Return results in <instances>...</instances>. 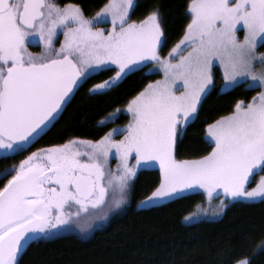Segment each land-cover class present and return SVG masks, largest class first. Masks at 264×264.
Returning a JSON list of instances; mask_svg holds the SVG:
<instances>
[{
	"label": "snow or ice",
	"instance_id": "1",
	"mask_svg": "<svg viewBox=\"0 0 264 264\" xmlns=\"http://www.w3.org/2000/svg\"><path fill=\"white\" fill-rule=\"evenodd\" d=\"M132 6L133 0H109L86 18L74 4L61 8L48 0H0V149L22 150L40 135L73 88L98 66L111 63L116 71L90 91L109 87L141 61H154L164 71L163 79L149 82L128 101L126 127L98 140L73 137L20 161L0 188V264H17L28 234L45 233L103 208L110 191L112 205L118 206L142 161L159 163L160 181L141 203L194 187L210 197L221 190L222 200H264V177L247 187L251 176L264 170V69L253 70L257 60L264 65V53L256 54L258 39L264 41V0H189L191 19L168 57L158 55L163 35L158 9L129 22ZM109 18L110 28L93 27ZM57 29L65 38L54 49ZM33 32L45 43L42 54L27 49ZM183 48L186 55L175 61L172 54ZM217 61L226 86L250 77L254 86L259 80L262 91L246 104L237 101L231 113L206 126L211 151L178 159L177 142L214 82L211 69ZM120 132L123 136L114 139ZM113 149L119 164L115 171L106 170Z\"/></svg>",
	"mask_w": 264,
	"mask_h": 264
},
{
	"label": "trees",
	"instance_id": "2",
	"mask_svg": "<svg viewBox=\"0 0 264 264\" xmlns=\"http://www.w3.org/2000/svg\"><path fill=\"white\" fill-rule=\"evenodd\" d=\"M71 1L90 11L103 0ZM188 3L189 0H133L131 13L137 19L158 9L163 48L167 50L183 36L190 21ZM158 76H144L134 67L108 93L89 96L86 89H80L66 111L29 150L15 149L0 155V188L15 174L20 161L37 149L62 144L73 137L98 140L105 128L97 124L112 116L107 113L126 107ZM220 83L216 75L195 117L185 126L175 149L178 159L211 151L212 145L204 137L206 126L231 113L237 101L246 104L257 92L243 85L220 92ZM259 176H264V170L255 174L253 182ZM158 184L156 169L136 171L128 181L122 203L113 210L106 207L107 203L88 220H72L65 228L73 232L31 239L17 257V264H235L245 258L250 264H264V200L232 201L218 219L184 223V217L203 203L201 193L185 194L145 209L135 207Z\"/></svg>",
	"mask_w": 264,
	"mask_h": 264
},
{
	"label": "rangeland",
	"instance_id": "3",
	"mask_svg": "<svg viewBox=\"0 0 264 264\" xmlns=\"http://www.w3.org/2000/svg\"><path fill=\"white\" fill-rule=\"evenodd\" d=\"M232 2H235V0H232ZM188 14H189V17L191 19V15H190L189 11H188ZM131 17H132L131 21L132 20H135L133 18V15ZM141 19H143V18H140V20ZM138 21H139V19H137V22ZM237 35L241 39H243L244 32H243L242 26H238ZM183 36H184V34H183ZM182 37L179 39L178 42H176L174 44V46L177 45L180 42V40L182 39ZM263 43H264V41H261V40L258 39L257 46H256V54H257V56H259L260 53H264ZM173 47H171V48H169L167 50H164L163 43H162V39H161V43L158 45V55L160 57H168L169 56V53L171 52V50L173 49ZM187 51H188L187 48H183V50L178 49L176 53H173L172 54L173 57H174V60L175 61H178L181 56L186 55ZM145 64H151L152 65V69H153L152 71L156 72L159 75L154 81L163 79V77H164V71L154 61H151V60L141 61L135 67H138L140 65H145ZM262 69H264V65H262L259 62V60L255 61L254 62V69L253 70L256 71L257 73H259ZM211 71H212V75H213L214 79H215V76L216 75H219V77L221 78V83L219 85V91L220 92L227 91V90H229V89H231V88H233V87H235L237 85H243L246 88H254L255 90H257L256 94L258 92H261L262 91L261 87L259 86V80H257L255 82V86H254L252 83H250V80H251L250 77H241V78H238L237 82H235L231 86H226L225 81L223 79V76H224L223 69L220 67V64H219L218 61L213 65ZM154 81H152V82H154ZM213 85H214V82H213L212 86L209 88V90L213 87ZM176 90H177V92H179V91H182L183 89L182 88H178ZM204 96H205V94L201 97V100H202V98ZM201 100H200V102H201ZM200 102L198 104V107L200 105ZM124 114L126 116V121L123 122V123H121V124H119V126L116 129L124 128L128 124V122L130 120V115L127 112V108L124 111ZM120 134H119L120 136L116 137L117 140H119L121 138V136H123V132H120ZM204 137L208 141V138L206 136V130H205V133H204ZM40 149H42V148H40ZM11 150L12 149H10V150L0 149V155L6 154V153H8ZM35 151H37V150H35ZM35 151H33V152H35ZM116 159L119 162L118 158H116ZM130 159H131L132 164H135V155L134 154L131 155ZM117 161H116V165L119 164ZM116 169H117V167H115V169L113 171H115ZM140 169H156L159 172V181H160V169H159V163L157 161H154V160L153 161H148V162H143L142 161L139 165H136V171H138ZM257 172H259V171H257ZM255 174L251 176L250 182L247 184V187L248 188L254 187L260 181V179L262 177H264V176H259L258 179L253 182V179H254ZM190 193H201L203 195V197H204V200H203V203H201L198 206H196V208L194 209V211H192L191 213H189L188 215L185 216V217H188L187 219H185V217H184V219H183L184 223H194V222H197V221H200V220H214V219H218V218H220L222 216V214H223L226 206L230 202H232V201L253 202V201L261 200V199H257V200H246L243 197L236 198V199L224 197L223 200H222L223 193H222L221 190H217V192L216 193H213L212 196L210 197L205 192V190L200 189L198 187H194V188L186 189V190H184L182 192H179L178 194H176L173 197L168 198V199L155 200V201H152L150 203H148V202L141 203V201H144V199H142L141 201H139V202L136 203L135 207L138 208V209L149 208V207H152V206H156V205H160V204L166 203V202L172 200L173 198H176V197H179V196H182V195H185V194H190ZM112 199H113V196H112V192L110 191L109 192V197H108V203L109 204H107L106 207H109V208H111L113 210V207H116V206L115 205H112V203H111ZM129 202H130V196H129ZM114 211H115V209H114ZM99 213H100V209L95 210L93 212H90L87 217H83L82 216L81 219L82 220H88V217H91L92 215L99 214ZM112 214H114V212ZM70 232H73V231H67V229L64 228V226H58V228L49 230V231H47L45 233H36L34 236L38 235V236H41V237L46 238V237H53V236H56V235L70 233ZM78 235H83V233H79Z\"/></svg>",
	"mask_w": 264,
	"mask_h": 264
},
{
	"label": "flooded vegetation",
	"instance_id": "4",
	"mask_svg": "<svg viewBox=\"0 0 264 264\" xmlns=\"http://www.w3.org/2000/svg\"><path fill=\"white\" fill-rule=\"evenodd\" d=\"M48 2L54 3L61 8H63V6L66 4L78 5L81 8V10L83 11L84 16L86 18H91V17H94L95 14L98 11H100V9L102 7H104L105 4L109 3V0H103L98 6H96L95 8H93L90 11H86V9L84 8V6L81 3L71 1V0H48ZM131 14L132 13H131V9H130L129 22H131V19H132L131 16L133 14L132 15ZM144 17L145 16H142V17H139L137 19L140 20V18H144ZM133 18H134V16H133ZM134 19L137 21L136 18H134ZM111 26L112 25H111L110 18L106 22L102 21L99 23H95L93 25L94 28H104V29L110 28ZM64 38L65 37H64L63 29H57L56 34L52 38V48H54V49L60 48L61 42L64 40ZM26 46H27L28 51L33 53V54H42L45 51V43L41 41V37H40L39 32H33L32 35H30V37L28 38ZM138 70L141 71L144 76L151 75V74H157L156 72L152 71L153 69H152L151 64H145L143 66H140V68ZM115 71H116V67L114 65H112L111 63H107L105 65H101V66L96 67V69L94 71H92L87 78L80 80L78 86L76 87L74 92L72 94H70L67 102L64 104V107L61 110L59 117L66 111L68 105L71 103V101L73 100V98L76 96V94L79 92L80 89H82V88L86 89V92L89 96L102 95V94H105V93L112 91L114 88L119 86L121 84V82H123L128 77V75L131 73V71H129V72L123 74L119 79L114 81L109 87H107L105 89H97L94 91H90V89L92 88V86L94 84H98V83H101L102 81L109 79V77H112L114 75ZM113 110L114 109H112V111L107 113V115H112V116L107 117L105 119H102L97 124V126L105 128L104 131L101 133V137L104 136L105 133L109 132L111 129L117 128L119 126V124L126 121V116L124 114L126 107H123L122 109H119V108L115 109L114 112H113ZM59 117L56 119V121L59 119ZM120 135H114L113 138L116 139V137H118ZM99 139H100V137H99ZM43 148H47V147L44 146ZM10 152H13V151H10ZM116 158H118V157L116 156L115 150L113 149V150H111V154L108 157V162L105 166L106 170H108V169L114 170L115 167H118V165H116V161H117Z\"/></svg>",
	"mask_w": 264,
	"mask_h": 264
},
{
	"label": "water",
	"instance_id": "5",
	"mask_svg": "<svg viewBox=\"0 0 264 264\" xmlns=\"http://www.w3.org/2000/svg\"><path fill=\"white\" fill-rule=\"evenodd\" d=\"M77 86H78V85H77ZM77 86H76V87H77ZM76 87L73 88V90H72V92H71L70 94H72V93L74 92V90L76 89ZM67 100H68V99H67ZM64 104H65V103H64ZM64 104H63L62 108L58 111V113L56 114L55 119H53V120L47 125L46 129H45L40 135L34 137L31 141H29L28 144L24 145L22 149H29V148H31V147L34 145V143H35V142H36V141H37L42 135H44V134L50 129V127L52 126V124H53V123L56 121V119L59 117V114H60L61 110L63 109ZM34 235H35V234H28V239L24 241V243H23V245H22V247H21V251L25 248L26 244H27L31 239H36V238L41 237V236H38V235H36V236H34ZM21 251H20V253H21ZM20 253H19V254H20ZM19 254H18V256H19ZM18 256H17V257H18Z\"/></svg>",
	"mask_w": 264,
	"mask_h": 264
},
{
	"label": "bare ground",
	"instance_id": "6",
	"mask_svg": "<svg viewBox=\"0 0 264 264\" xmlns=\"http://www.w3.org/2000/svg\"><path fill=\"white\" fill-rule=\"evenodd\" d=\"M51 128V127H50Z\"/></svg>",
	"mask_w": 264,
	"mask_h": 264
}]
</instances>
